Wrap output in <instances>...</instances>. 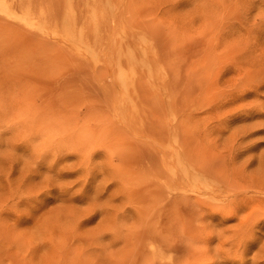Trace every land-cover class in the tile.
<instances>
[{"label":"rangeland","instance_id":"1","mask_svg":"<svg viewBox=\"0 0 264 264\" xmlns=\"http://www.w3.org/2000/svg\"><path fill=\"white\" fill-rule=\"evenodd\" d=\"M0 264H264V0H0Z\"/></svg>","mask_w":264,"mask_h":264}]
</instances>
